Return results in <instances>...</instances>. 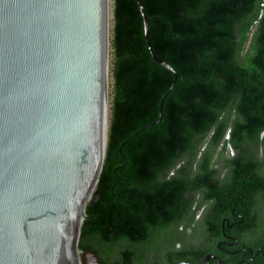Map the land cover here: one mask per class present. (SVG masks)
Masks as SVG:
<instances>
[{"label":"trees","instance_id":"16d2710c","mask_svg":"<svg viewBox=\"0 0 264 264\" xmlns=\"http://www.w3.org/2000/svg\"><path fill=\"white\" fill-rule=\"evenodd\" d=\"M143 1L179 79L166 95L175 75L136 0H114L106 156L78 246L99 264H200L197 213L202 229L243 218L264 168V0Z\"/></svg>","mask_w":264,"mask_h":264},{"label":"water","instance_id":"95a60500","mask_svg":"<svg viewBox=\"0 0 264 264\" xmlns=\"http://www.w3.org/2000/svg\"><path fill=\"white\" fill-rule=\"evenodd\" d=\"M136 2L175 75L167 95L179 76ZM109 57L108 0H0V264H99L78 244L106 156Z\"/></svg>","mask_w":264,"mask_h":264},{"label":"flooded vegetation","instance_id":"af4514ba","mask_svg":"<svg viewBox=\"0 0 264 264\" xmlns=\"http://www.w3.org/2000/svg\"><path fill=\"white\" fill-rule=\"evenodd\" d=\"M256 181V196L249 194L247 200L243 199L249 208L243 218L239 219L235 210L223 214L203 228L201 236L193 241L204 247L200 264H206L207 257L210 264H264V168ZM205 207L198 213L203 215ZM198 213L197 223L202 220ZM179 246L177 243L176 247Z\"/></svg>","mask_w":264,"mask_h":264},{"label":"rangeland","instance_id":"374dc122","mask_svg":"<svg viewBox=\"0 0 264 264\" xmlns=\"http://www.w3.org/2000/svg\"><path fill=\"white\" fill-rule=\"evenodd\" d=\"M109 5H110V12H109V16H110V38L112 35V31H113V26H114V22H113V5H114V0H109ZM110 60H109V87H108V92H109V108H110V93H111V75H110V66H111V55H110ZM109 116H110V110H109ZM109 123V120H108ZM219 152H223V156L221 157L219 154L216 157V160H218V164H219V174L220 175H225L228 171V169L226 168V165L223 162V158H232L235 155V150L230 146V145H226V144H221V146L218 148ZM200 212V211H199ZM199 214V213H198ZM200 217H202V213L199 214ZM200 222L198 221V223L196 224L197 226V232H196V236H200L202 233V228L200 226Z\"/></svg>","mask_w":264,"mask_h":264},{"label":"bare ground","instance_id":"6f19581e","mask_svg":"<svg viewBox=\"0 0 264 264\" xmlns=\"http://www.w3.org/2000/svg\"><path fill=\"white\" fill-rule=\"evenodd\" d=\"M108 1H109V0H108ZM109 7H110V5H109ZM109 12H110V8H109ZM109 29H110V16H109ZM108 86H109V83H108ZM108 120H109V106H108V113H107V129H106V137H107L108 127H109Z\"/></svg>","mask_w":264,"mask_h":264}]
</instances>
